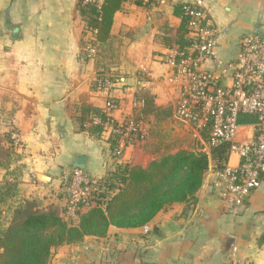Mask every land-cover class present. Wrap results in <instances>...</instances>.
Wrapping results in <instances>:
<instances>
[{
  "label": "crops",
  "instance_id": "1",
  "mask_svg": "<svg viewBox=\"0 0 264 264\" xmlns=\"http://www.w3.org/2000/svg\"><path fill=\"white\" fill-rule=\"evenodd\" d=\"M181 3L198 4L206 12L216 48L202 68L229 83L226 64L237 57L241 39L264 34V0H163L154 5L127 0L102 43L86 32L80 0H0V133H17L22 141L10 168L0 167V180L17 181L19 200L57 205L67 219L64 178L77 157H86L82 169L99 180L117 164L147 168L162 155L190 149L178 148L183 140L168 143L155 135V128L163 134L167 123L179 121L188 139L197 137L199 149L210 153L201 133L178 117L180 93L167 81L172 69L164 57L171 48L164 40L181 25L174 13ZM91 43L97 52L89 57ZM141 91L172 114L161 120L153 113L145 116L146 137L124 145L114 157L109 133L96 137L81 129V106L105 108L112 100L110 114L121 123L133 116ZM252 135L251 125H244L240 139ZM215 182L211 162L196 201L161 210L147 224L149 232L112 225L105 237L88 236L55 248L50 264H264V178L239 208L224 199Z\"/></svg>",
  "mask_w": 264,
  "mask_h": 264
},
{
  "label": "trees",
  "instance_id": "2",
  "mask_svg": "<svg viewBox=\"0 0 264 264\" xmlns=\"http://www.w3.org/2000/svg\"><path fill=\"white\" fill-rule=\"evenodd\" d=\"M126 1L103 0L99 6L80 0L86 32L96 31V42L107 40L114 14ZM137 2L145 5L159 3L156 0ZM189 5L181 3L174 6L181 25L173 38L164 40L169 48L185 53L192 44V38L188 36L190 18L186 13ZM137 97L143 103L134 110L135 121H142L152 113L159 120L172 114L169 109L156 107L154 96L147 91H141ZM94 117L100 118L101 122L94 123ZM256 119L254 114L241 113L239 122L246 125ZM78 121L81 129L96 137L107 132L106 125L124 131L127 123L116 121L105 108L87 103L82 104ZM210 127L211 124L207 123L200 130L210 153L180 149L154 159L147 168L129 163L117 164L101 180L90 203L81 207L76 217L66 219L59 206L54 204L42 207L35 200H19L17 181L4 177L0 180V264H50L53 250L59 246L80 243L88 236L105 237L112 225L119 228L144 227L168 206L180 202L194 203L211 162L215 171L222 170L227 163L228 146L211 145ZM12 134L0 133V167L5 169H9L17 159ZM122 140V133H109L107 142L112 156L116 157L115 149ZM126 143L133 142L130 139ZM1 156L6 159L2 160ZM83 208L87 210L82 211Z\"/></svg>",
  "mask_w": 264,
  "mask_h": 264
},
{
  "label": "built area",
  "instance_id": "3",
  "mask_svg": "<svg viewBox=\"0 0 264 264\" xmlns=\"http://www.w3.org/2000/svg\"><path fill=\"white\" fill-rule=\"evenodd\" d=\"M86 1L99 6L103 2ZM148 1L143 0L144 3ZM186 13L190 18L188 36L192 38V44L187 53L171 49L164 57L172 69L167 81L180 93L176 106L178 117L199 132L210 123L211 145L228 146L227 163L222 170L215 171V185L226 201L239 208L264 178V34H249L241 39L237 57L226 64L231 70V80L223 84L215 72L202 68L208 58L215 56L213 24L198 4H190ZM88 32L95 39L96 31ZM86 52L89 57L95 55V43L87 45ZM136 99L140 107L143 101L138 97ZM114 106L112 100L107 101L105 110L109 115ZM241 113L254 114L257 118L249 124L253 129L252 137L243 140L240 139L244 126L239 122ZM93 121L96 124L101 122L98 117H94ZM124 121H127L124 131L106 125L107 133L123 134L121 144L115 149L116 157L121 155L124 145L133 136L143 140L147 135L141 121H135L133 116ZM12 138L15 149H20V136L13 133ZM232 157L237 159L236 163H232ZM100 182L82 168H73L64 178L66 215L76 217L78 210L90 203ZM144 231L149 232L148 225L144 226Z\"/></svg>",
  "mask_w": 264,
  "mask_h": 264
},
{
  "label": "rangeland",
  "instance_id": "4",
  "mask_svg": "<svg viewBox=\"0 0 264 264\" xmlns=\"http://www.w3.org/2000/svg\"><path fill=\"white\" fill-rule=\"evenodd\" d=\"M179 123H180L179 121L178 122L176 121L175 123H172V124H168V123L165 124V126H163V129H162L163 134L156 133V130L159 128V127H156L155 130H154L155 131V135L158 136L159 138L160 137H165V139H166V141L168 143H171V142H174V141H177V142L181 143L182 140H183V143H181L178 148L186 146V147H188L190 149L193 148V150H196V151L200 150L199 149L200 145L198 146V144H197V143H200V140H198L197 137L192 138V139H188L187 135H189V134L187 132H184V131L180 130L181 125ZM172 125H174L175 128H173ZM176 128L179 129V132H177L175 130ZM164 129H167V131L164 132ZM162 131H161V133H162ZM181 136H182V138H181ZM184 137H187V139H183ZM189 138H191V136ZM0 141H1V138H0ZM131 141L132 142L141 141V139L138 136H133ZM158 158H160V157H158ZM1 159L5 160L6 157L5 156H1Z\"/></svg>",
  "mask_w": 264,
  "mask_h": 264
},
{
  "label": "water",
  "instance_id": "5",
  "mask_svg": "<svg viewBox=\"0 0 264 264\" xmlns=\"http://www.w3.org/2000/svg\"><path fill=\"white\" fill-rule=\"evenodd\" d=\"M76 167L83 168L86 163V157L80 156L75 159Z\"/></svg>",
  "mask_w": 264,
  "mask_h": 264
}]
</instances>
